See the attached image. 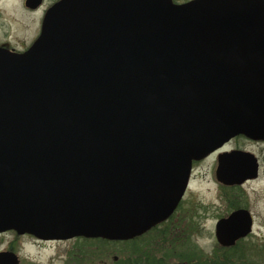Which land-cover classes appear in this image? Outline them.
<instances>
[{
  "label": "water",
  "instance_id": "95a60500",
  "mask_svg": "<svg viewBox=\"0 0 264 264\" xmlns=\"http://www.w3.org/2000/svg\"><path fill=\"white\" fill-rule=\"evenodd\" d=\"M238 135L264 140V0H56L25 51L0 46V234L134 239ZM251 233L246 210L215 226L222 248Z\"/></svg>",
  "mask_w": 264,
  "mask_h": 264
},
{
  "label": "rangeland",
  "instance_id": "374dc122",
  "mask_svg": "<svg viewBox=\"0 0 264 264\" xmlns=\"http://www.w3.org/2000/svg\"><path fill=\"white\" fill-rule=\"evenodd\" d=\"M24 1L0 0V46H8L18 52L26 50L36 39L45 10L56 0H43L42 5L33 11L25 8ZM212 163L208 160L200 164L193 176L191 191L195 203L207 204L208 208L190 238L182 235L185 230L182 228L179 239L176 238L179 233H174L172 236L168 234L161 239L163 235L157 230L134 244L108 243L106 242L108 240L99 238L50 243L40 242L30 235H16L15 232L10 231L0 234V252L11 249L18 257L19 264H115L126 257L133 260L138 256H143L141 258L148 254L151 256L155 251L166 260L167 264H188L184 260H193L202 253L213 256L221 247L214 238L215 219L217 214H225L227 204L218 199L219 188L211 185L207 189L205 179H212L206 172L209 173ZM244 189L250 198L251 210L256 216L252 234L245 240L264 248V178L245 186ZM211 202L214 204L209 205ZM167 236L169 239L166 238ZM172 246L175 250L171 249ZM176 250L180 257L176 256ZM191 250L193 253L190 252Z\"/></svg>",
  "mask_w": 264,
  "mask_h": 264
},
{
  "label": "flooded vegetation",
  "instance_id": "af4514ba",
  "mask_svg": "<svg viewBox=\"0 0 264 264\" xmlns=\"http://www.w3.org/2000/svg\"><path fill=\"white\" fill-rule=\"evenodd\" d=\"M172 1L177 4L184 3V2H179L177 0H172ZM2 47H6L10 50H14L12 48H9L8 46L2 45ZM236 152L240 153V155H243L241 153H248V155H250L251 157L248 156L245 158H241L240 156L238 161L227 164L226 165L227 170L233 172L230 174V180H233L234 182L231 181L232 183H222L217 179L216 176V171L219 166L218 165L219 157L223 154H230V153L232 154ZM208 160H211L213 163L211 168L209 169V173L208 171L206 172V174L208 176L210 175V178L212 179V180H209V178L205 179L206 186L208 187L207 189H209L211 185H215L220 190L219 194L217 193L216 190L218 199H221L222 201L225 202V204H227L226 206L227 210L225 214H217V217L215 219L216 221L214 225V238H215L216 223L223 218H227L232 213L238 210H246L249 212L252 221V229H253L256 216L251 210L250 198L246 194L244 187L251 183L259 182L264 178V140H252L245 136L238 135L231 138L229 141L224 143L220 148H218L217 150L206 156L204 159H201L199 161H192L190 167V173L185 186L184 193L176 209L170 215V217L166 221L156 225L155 227H152L148 232L144 233L143 235L135 237L134 239H131L126 242L134 244L137 240H140L144 238L146 235H149L157 230H160V232L163 235V238L161 239H164L165 235L169 234L172 236L174 233L180 234L176 236V238L179 239L181 237L180 229L182 228L185 229L183 231L184 234L182 235L184 236L187 235V238H190V235L200 224L199 223L200 219L202 220L203 219L202 216L206 214L204 211L208 208L207 204L204 203L198 204L197 202L195 203L191 191V186L194 181L193 176L195 174V171L199 168V165L203 164L205 161ZM206 192L208 191L206 190ZM214 198H216L215 195ZM212 204H214V202H211L209 205ZM78 239H83V238H74L70 240H78ZM37 240L40 242H50V243L69 241V240L43 241L39 239ZM106 242L109 243L110 241H106ZM183 243H187V242H183ZM9 251H11V249Z\"/></svg>",
  "mask_w": 264,
  "mask_h": 264
},
{
  "label": "trees",
  "instance_id": "16d2710c",
  "mask_svg": "<svg viewBox=\"0 0 264 264\" xmlns=\"http://www.w3.org/2000/svg\"><path fill=\"white\" fill-rule=\"evenodd\" d=\"M166 238L169 239L168 236ZM167 242L170 244L169 240ZM171 249L175 250L173 246ZM177 251L176 256L180 257ZM190 252L193 253L192 250ZM141 257L143 256L135 257L133 260L126 257L125 259H120L115 264H167L166 260L161 258L160 254L158 255L156 251L151 256L148 254V256L144 255V258ZM184 261L188 264H264V248L256 244L253 245L247 240H240L231 248L220 247L213 256L202 253L195 256L193 260L188 259Z\"/></svg>",
  "mask_w": 264,
  "mask_h": 264
}]
</instances>
